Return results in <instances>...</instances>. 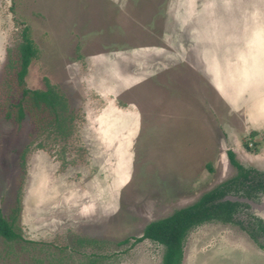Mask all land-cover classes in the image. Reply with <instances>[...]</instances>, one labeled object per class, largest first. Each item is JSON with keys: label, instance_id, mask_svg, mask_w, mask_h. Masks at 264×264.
<instances>
[{"label": "rangeland", "instance_id": "obj_1", "mask_svg": "<svg viewBox=\"0 0 264 264\" xmlns=\"http://www.w3.org/2000/svg\"><path fill=\"white\" fill-rule=\"evenodd\" d=\"M24 28L25 85L64 94L60 131L14 119ZM229 150L264 170V0H0V212L19 235L0 264H160L133 238L234 175ZM238 212L191 228L180 264H264Z\"/></svg>", "mask_w": 264, "mask_h": 264}, {"label": "trees", "instance_id": "obj_2", "mask_svg": "<svg viewBox=\"0 0 264 264\" xmlns=\"http://www.w3.org/2000/svg\"><path fill=\"white\" fill-rule=\"evenodd\" d=\"M36 54L35 47L26 33V28L22 29L21 38L18 43V56L14 58V74L9 73L3 82L7 90L13 87H21L19 102L15 105L14 119L21 123L25 117L26 110L38 115L41 125L43 114L51 116L49 125H53L58 131L64 128L63 122L66 119L67 98L55 86L47 85L45 89H31L25 85V75L31 58ZM26 102L21 103V102ZM10 117V112L6 114ZM53 122V124H51ZM48 125V122H47ZM228 156L237 168L234 175L217 183L209 190L202 193L192 203L173 210L170 214L149 221L142 229L139 236H135L134 243L143 239L152 240L163 246V253L160 264H180L183 258V242L187 232L205 222L220 221L238 223L242 226V221L237 220L235 215L241 207H248L246 203L221 201L227 194L241 197L254 198L260 193H264V172L256 171L253 168L245 167L239 163L232 151H228ZM254 217V216H253ZM250 229L248 233L252 239L264 234L261 220L254 217L253 221L247 222ZM0 236L6 240H13L19 237L14 231L11 221L0 212ZM125 238L122 242H127Z\"/></svg>", "mask_w": 264, "mask_h": 264}, {"label": "water", "instance_id": "obj_3", "mask_svg": "<svg viewBox=\"0 0 264 264\" xmlns=\"http://www.w3.org/2000/svg\"><path fill=\"white\" fill-rule=\"evenodd\" d=\"M221 201L242 202L248 204L254 214L261 219L264 225V195L260 202H255L247 197H241L232 194L223 196Z\"/></svg>", "mask_w": 264, "mask_h": 264}, {"label": "flooded vegetation", "instance_id": "obj_4", "mask_svg": "<svg viewBox=\"0 0 264 264\" xmlns=\"http://www.w3.org/2000/svg\"><path fill=\"white\" fill-rule=\"evenodd\" d=\"M244 166V165H243ZM245 167H249V166H245ZM250 168H253V167H250ZM253 169H255V168H253ZM256 171H259V172H264V170H258V169H255ZM229 178V177H228ZM263 195H264V193H260V194H258L256 197H254L253 199L252 198H249V199H251V200H253V201H255V202H260L261 201V198L263 197ZM247 206L248 207H244V209H245V211H246V214H245V220H246V222H248L249 221V219H250V221H253L254 220V217H257L255 214H254V212L251 210V208H250V206L247 204ZM239 212H237L236 214H238ZM254 216V217H253ZM257 218H259V217H257ZM260 219V218H259ZM261 220V219H260ZM243 222V221H242ZM262 222V221H261ZM263 224V223H262ZM241 228H242V226H241ZM243 228H244V226H243ZM263 228H264V225H263ZM244 230H245V228H244ZM246 231H247V233H248V230L246 229ZM249 234V233H248ZM262 236V238H264V234L263 235H261ZM258 237V236H257ZM257 237L254 239V240H257Z\"/></svg>", "mask_w": 264, "mask_h": 264}]
</instances>
